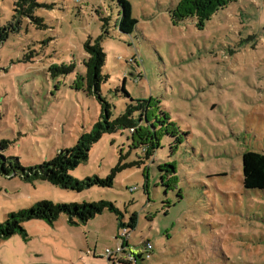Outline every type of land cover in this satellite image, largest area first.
<instances>
[{
  "label": "rangeland",
  "instance_id": "1",
  "mask_svg": "<svg viewBox=\"0 0 264 264\" xmlns=\"http://www.w3.org/2000/svg\"><path fill=\"white\" fill-rule=\"evenodd\" d=\"M37 1L45 5L33 16L47 27L23 18L0 43L1 153L34 166L90 130L100 106L84 90L83 43L102 35L107 18L100 95L115 117L128 102L123 84L132 98H150L148 113L132 137L104 134L68 174L105 177L143 161L110 188L80 192L0 174V223L41 200H103L119 211L85 223L64 214L24 221L25 235L0 241V264H264V192L242 185V154L264 153V0H128L137 20L129 35L118 31L114 0ZM12 7L0 0V28ZM133 214L128 246L139 257L111 263L104 250L118 243L117 217Z\"/></svg>",
  "mask_w": 264,
  "mask_h": 264
},
{
  "label": "trees",
  "instance_id": "2",
  "mask_svg": "<svg viewBox=\"0 0 264 264\" xmlns=\"http://www.w3.org/2000/svg\"><path fill=\"white\" fill-rule=\"evenodd\" d=\"M114 1L118 8V19L116 23L118 31L122 34L129 35L136 29L137 24V20L132 15L131 5L128 0ZM43 5L45 4H40L37 0H13L11 21L0 28V43L5 40L10 32H14L19 28L23 18L32 19L36 23L37 28L47 27L43 23L42 18L33 16L34 10ZM106 26L107 18L104 19L101 26L102 35L108 33ZM102 35L93 41L88 38L83 43V51L85 54L83 55L84 59L82 61L84 66L82 81L84 90L88 95L94 96L100 106V113L90 130L82 133L71 147L58 150L51 159L28 167L22 166L17 157L4 156L1 152L8 146V141L0 140L1 175L6 177H19L27 181L44 180L61 188L80 192L92 186L110 188L113 186L115 176L118 172L127 167H139L142 163L141 161L143 160L138 159L130 163L118 164L105 177L92 175L83 179H75L68 174L69 170L76 168L80 163L87 160L89 149L104 134H111L121 129H128L132 137L134 129L143 120L145 121L149 109L150 98H132L122 84L121 92L128 99V102H126L122 113L112 117V105L100 95V85L106 80V76L101 71L105 60V55L100 45ZM73 68V64L52 67L50 68L51 76L56 77L58 75L68 74ZM167 135L172 137L170 134ZM140 148L145 157L152 155V153L147 154L145 152V147ZM242 172V185L244 189L264 192V153L245 151L242 154ZM104 211L115 214L119 213L112 203L103 200L69 204L41 200L29 208L8 214L5 220L0 223V241L14 234L25 235L26 232L22 223L30 219H42L52 224L61 214H64L71 223H85L95 215L101 214ZM117 221L121 230H126L128 236L125 239V243L128 246L130 231L136 225V215H131L127 222H123L118 216ZM146 243L147 241L142 242L141 245L144 247ZM128 248L130 247L128 246ZM136 257H139V255H136ZM108 261L111 263L125 262L120 259H108ZM126 262L131 263V261L127 260Z\"/></svg>",
  "mask_w": 264,
  "mask_h": 264
},
{
  "label": "built area",
  "instance_id": "3",
  "mask_svg": "<svg viewBox=\"0 0 264 264\" xmlns=\"http://www.w3.org/2000/svg\"><path fill=\"white\" fill-rule=\"evenodd\" d=\"M135 188H130V191H133ZM127 233L125 229H122L120 233H118L116 235V239L118 240V243L116 244L114 249H109L106 248L104 250V254L106 255L107 259H119V257H121V260H128V261H132L134 262L137 257L136 254H134L130 248H128V246L125 243V239H127ZM151 244L149 242H147L144 246V249L146 250L145 253H148V250L151 249ZM116 258H113V257ZM119 256V257H118ZM148 256V254L146 255V257ZM118 257V258H117Z\"/></svg>",
  "mask_w": 264,
  "mask_h": 264
}]
</instances>
